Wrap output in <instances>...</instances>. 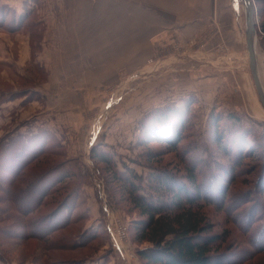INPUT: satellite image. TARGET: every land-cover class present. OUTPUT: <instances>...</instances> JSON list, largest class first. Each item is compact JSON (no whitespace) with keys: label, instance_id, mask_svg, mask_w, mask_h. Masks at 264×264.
<instances>
[{"label":"rangeland","instance_id":"1","mask_svg":"<svg viewBox=\"0 0 264 264\" xmlns=\"http://www.w3.org/2000/svg\"><path fill=\"white\" fill-rule=\"evenodd\" d=\"M109 1L112 0H0L6 17L12 12L18 14L17 7L21 13L30 10L17 35L28 37L31 57L36 53L32 58L34 65L30 66L24 60L26 53L13 43V32H0L6 39L5 47L0 49V58L6 59L3 66L0 64V94L5 99H15L8 104L4 101L0 139L27 136L26 132L35 127L38 130L41 125H47L53 137L49 148L25 165L10 185L23 187L60 162L67 169V175L53 183L54 190L44 205L28 216L21 215L13 201L0 191V264H74L70 262L75 259L82 264H144L136 251L148 244L139 245L132 240L139 213L121 181L95 156L97 147L93 151L91 147L99 144L112 161V169L116 167L119 173L129 169L141 187L152 167L183 174L181 152L185 149L189 155L184 161L208 157L209 151H203L205 145L215 161L232 164L234 158L223 156L207 135L211 111L237 116L238 124L252 128L255 137L246 155L235 158L239 175L229 187L226 202L221 208L209 205L203 209L210 223L209 233L221 239L217 251L234 264H264V252H255L250 246L251 229L248 235L241 232L240 211L233 210L230 204L241 192L259 190L264 202L260 188L263 181L259 177V172L264 171V158L258 149L263 143L257 137L264 124V110L250 76L246 46L238 59L221 42L212 43L211 47L209 30L182 43L166 29L158 37L146 20L155 14L150 15L147 9V17L144 7L140 11L134 5L127 7L130 14L126 21L119 22L120 29L109 30L106 15L105 21L92 18L93 10L108 9ZM251 1L258 71L264 88V34L259 27L264 15L258 13L260 5L256 0ZM22 2L26 5H20ZM239 2L242 8V1ZM79 13H88L89 20H77ZM241 19L245 33L244 12ZM43 44L46 50L41 54ZM45 59L52 61L48 71L43 64ZM10 63H14L12 68ZM16 71L24 75H17ZM47 74L50 83L45 85ZM38 90L47 94L44 117L37 115L45 108L44 100L37 96ZM184 102L189 125L180 145L165 147L166 143L152 138L142 146L135 144L136 123L144 114L166 104L182 107ZM196 147L199 150L193 152ZM146 150L154 157L148 159ZM68 191L79 192L74 197L70 223L47 240L4 234L9 227H21L31 217L44 214ZM108 225L120 241L125 261L112 245ZM85 229L90 236L80 238L85 240L82 245L73 246ZM50 241L54 245L48 246Z\"/></svg>","mask_w":264,"mask_h":264},{"label":"trees","instance_id":"2","mask_svg":"<svg viewBox=\"0 0 264 264\" xmlns=\"http://www.w3.org/2000/svg\"><path fill=\"white\" fill-rule=\"evenodd\" d=\"M256 3L260 5L258 13L264 15V0H256ZM2 7L0 6V28L10 32L18 31L21 28L20 23L26 20L30 10L20 15L12 12L10 17H6ZM259 27L264 34V21H261ZM236 117L233 114L223 116L211 111L207 118L209 140L216 144L223 156L234 158L232 164L215 161L214 155H211L205 145L203 151H209V159L203 157L196 161H184L189 155L188 149H185L181 152L184 157L181 158L184 162L183 174L152 167L144 187L135 183L136 176L129 169L125 168L122 173H119L116 167L112 169V161L107 158L106 151L99 144L91 147L92 151L97 147L95 156L121 181L132 206L139 213V219L134 223L132 240L139 245L148 244L136 251L144 264H234L228 256L217 251V242L221 239L209 233L210 223L203 209L209 205L216 208L223 206L230 185L239 175L238 163H234L235 158L246 155L252 148V137H255L252 134L253 129L239 125V119ZM188 120L186 104L182 107L166 104L155 108L144 114L136 123L135 144L142 146L152 138L166 143L165 147L178 146L185 138ZM261 128L262 131L257 137L263 145L258 149L264 158V124ZM52 138L51 132L39 130L35 134L20 136L15 140L0 139V179L6 180V183L0 181V191L3 196L6 195L13 201L23 216L38 211L54 190L53 183H59L67 175V169L63 162H60L31 178L23 187L13 188L10 185L16 182L17 174L25 165L49 148ZM197 150L199 148L196 147L193 152ZM145 152L148 159L154 157L151 151ZM259 177L263 181L260 188L264 192V171L259 172ZM77 193L79 194L78 191H68L44 214L36 218L31 217L30 221L21 227H14L15 230L9 227L6 229L8 232L5 231L4 234L21 236V239L26 237L47 240L56 230H61L70 223L69 216ZM261 197L260 190L254 193L244 191L234 200L236 204L239 200V205L230 203L233 204V210L236 208L240 211L241 232L247 234L251 229L248 239L255 252H264V202ZM87 233L85 229L82 236L76 237L72 245H82L85 240L80 241V238L89 237ZM52 243L53 241H50L48 246L54 245ZM70 263L82 264L77 259Z\"/></svg>","mask_w":264,"mask_h":264},{"label":"crops","instance_id":"3","mask_svg":"<svg viewBox=\"0 0 264 264\" xmlns=\"http://www.w3.org/2000/svg\"><path fill=\"white\" fill-rule=\"evenodd\" d=\"M133 2L134 3H132V0H121V2H117L116 0H112L111 2L109 1L108 4H106V6H108V9H94L92 18H94V20L98 22L101 20L105 21L104 16L106 15L109 30L113 28L115 31H117V29H120L121 26L119 22L126 21V16L130 14V10L127 8L128 6L134 5L133 7H139L140 11L142 10L141 7H144V15H147V17V9L151 11L150 15L155 14L153 18L146 20L150 22V28H153V30L157 32L156 36L158 37H161L163 35V29H166L168 32L171 31L172 35L182 43L185 41H190L193 36L199 34L204 30L205 32H207L206 30H209V42L211 47L212 43L221 42L223 43L222 45L226 46V49L229 48L228 52H231V54L233 53V55L237 56L238 59H240L241 57L239 55L243 53V49L245 46V33L241 19L243 16V10L241 8V3L239 2V0H135ZM20 5L23 6L26 4L22 2ZM79 5H81V3H79ZM17 6L18 5H16L15 7ZM17 8V10L16 8H14L18 13L16 15L22 14L21 9H19V7ZM131 11L133 12L134 10L132 9ZM134 12H139V10H135ZM92 18L91 21H93ZM76 19L89 20L88 13L76 14ZM1 31L5 30L3 28H0V32ZM16 32L17 33L13 32V34H11L12 36L15 35V37H13V43L19 49H22L24 51V54L26 53L24 58V60H26V63L28 64L29 62L30 66H33L34 59L32 60V58L33 56H36V53H33L31 57L28 37L17 35L18 32H20V29ZM121 32H124V30L120 31L119 36L121 35ZM5 40L6 39L3 34H0V49L5 47ZM125 41L126 40L122 41L121 43L124 44ZM45 50L46 47L43 44V48L41 49L40 53H44ZM5 61L6 59H4V57L0 58L1 66L5 64ZM45 62L46 59L43 64L45 70L48 71V69H50L51 67L52 61L51 63ZM10 64L11 65H9V67L12 68L14 63ZM16 74L24 75L22 72L18 73L17 71ZM47 75L48 78L45 85H48L50 83V75ZM37 94L38 98L41 100L43 99L44 101H42L43 103H45L44 110L37 113V115H42L47 111V94L46 92L39 90L37 91ZM14 100L15 99L10 100L8 97L5 99V97L0 94V115L2 112V108L4 107V101H6V103L8 104L10 102H13ZM16 101H18V99H16ZM36 128L37 127L33 128L30 132H26L28 133L27 135L30 136L32 134H35L39 130L48 131L47 125H41L38 130H36ZM120 257L125 261L124 254L120 255Z\"/></svg>","mask_w":264,"mask_h":264},{"label":"water","instance_id":"4","mask_svg":"<svg viewBox=\"0 0 264 264\" xmlns=\"http://www.w3.org/2000/svg\"><path fill=\"white\" fill-rule=\"evenodd\" d=\"M244 9L245 21V46L248 57V68L255 88L257 99L264 110V88L259 76L257 62L255 59V10L251 0H241Z\"/></svg>","mask_w":264,"mask_h":264},{"label":"built area","instance_id":"5","mask_svg":"<svg viewBox=\"0 0 264 264\" xmlns=\"http://www.w3.org/2000/svg\"><path fill=\"white\" fill-rule=\"evenodd\" d=\"M106 229H107V231H108V233H109V236H110V238H111V242H112V245H113V247L116 249V250H118L119 251V254L120 255H122L121 254V250H122V247L121 246H119L118 244H117V242H116V235H115V233L112 231V228L108 225L107 227H106ZM116 237V238H115ZM118 239V238H117ZM119 240V239H118ZM120 242V241H119ZM121 245V244H120Z\"/></svg>","mask_w":264,"mask_h":264},{"label":"bare ground","instance_id":"6","mask_svg":"<svg viewBox=\"0 0 264 264\" xmlns=\"http://www.w3.org/2000/svg\"><path fill=\"white\" fill-rule=\"evenodd\" d=\"M242 10H243V12H244V9H243V6H242ZM244 24H245V21H244ZM254 51H255V59H256V62H257V67H258V58H257V52H256V46L254 47ZM263 59V58H262ZM261 60V59H260ZM258 70H259V68H258ZM116 238V237H115ZM118 241V242H117ZM116 242H117V244L119 243V246H121L120 245V242H119V240H117V238H116Z\"/></svg>","mask_w":264,"mask_h":264}]
</instances>
